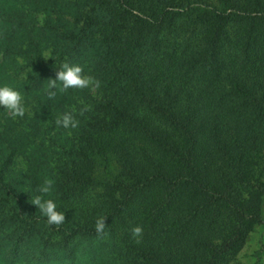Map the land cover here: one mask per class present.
Masks as SVG:
<instances>
[{
    "label": "trees",
    "instance_id": "obj_1",
    "mask_svg": "<svg viewBox=\"0 0 264 264\" xmlns=\"http://www.w3.org/2000/svg\"><path fill=\"white\" fill-rule=\"evenodd\" d=\"M63 63L100 88L50 99ZM3 86L0 264H232L262 224L264 0H0Z\"/></svg>",
    "mask_w": 264,
    "mask_h": 264
},
{
    "label": "clouds",
    "instance_id": "obj_2",
    "mask_svg": "<svg viewBox=\"0 0 264 264\" xmlns=\"http://www.w3.org/2000/svg\"><path fill=\"white\" fill-rule=\"evenodd\" d=\"M45 60L51 58L50 55L45 54L43 57ZM26 79V76L24 77ZM57 82L62 85L61 91L67 90L69 88L75 89H91L93 92L99 89L101 83L99 80L95 79L90 75L83 74V68L79 65H69L68 63H63L60 66V70H56L55 78L48 79V97L54 98L56 93L51 89L57 87ZM0 108L7 110V113L11 118L15 119L17 117H23L27 109L22 102V96L18 91L13 90L11 87L3 86L0 87ZM91 106H84L80 109L79 114L83 115L85 112L90 111ZM75 109L72 112H65L59 116L55 123L57 126L68 128H76L79 125V121L75 119ZM21 166L26 168V165L21 162ZM53 185V181L46 179L38 188V191L43 194L50 192ZM32 205L40 210L43 216L47 218V223L49 225H60L65 221V214L58 212L56 210V204L53 200H42L41 196H36L31 201ZM107 224V217L98 218L95 222V230L98 235H104V229ZM131 234L136 242H140V238L143 235V228L139 225L134 226L131 229Z\"/></svg>",
    "mask_w": 264,
    "mask_h": 264
},
{
    "label": "rangeland",
    "instance_id": "obj_3",
    "mask_svg": "<svg viewBox=\"0 0 264 264\" xmlns=\"http://www.w3.org/2000/svg\"><path fill=\"white\" fill-rule=\"evenodd\" d=\"M21 158L18 159V168L21 166ZM263 222L249 234L245 246L232 264H264V209Z\"/></svg>",
    "mask_w": 264,
    "mask_h": 264
}]
</instances>
